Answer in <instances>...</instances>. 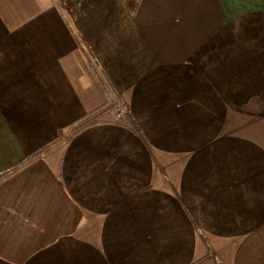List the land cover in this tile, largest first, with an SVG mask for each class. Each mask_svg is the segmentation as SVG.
<instances>
[{
    "label": "crops",
    "instance_id": "0c3cea01",
    "mask_svg": "<svg viewBox=\"0 0 264 264\" xmlns=\"http://www.w3.org/2000/svg\"><path fill=\"white\" fill-rule=\"evenodd\" d=\"M57 138L0 264H264V0H0V173Z\"/></svg>",
    "mask_w": 264,
    "mask_h": 264
},
{
    "label": "trees",
    "instance_id": "16d2710c",
    "mask_svg": "<svg viewBox=\"0 0 264 264\" xmlns=\"http://www.w3.org/2000/svg\"><path fill=\"white\" fill-rule=\"evenodd\" d=\"M113 107V103L110 101L109 103L103 104L97 108H95L94 110H92L90 113H88L87 115H85L84 117H82L80 120H78L75 124H73L72 126H70L68 131L74 130L76 128H78L81 125H84L85 123L95 119L96 117L100 116L101 114H103L104 112L108 111L110 108ZM132 124L134 125V123L132 122ZM63 142L62 138H57L55 140H53L52 142L46 144L45 146H43L42 148L38 149L37 151L29 154L22 162H20L19 164L13 166L12 168H9L3 172L0 173V179L7 176L8 174H10L12 171H14L16 168L20 167L21 165L39 157L44 155L45 153H47L48 151H50L51 149L57 147L58 145H60Z\"/></svg>",
    "mask_w": 264,
    "mask_h": 264
},
{
    "label": "rangeland",
    "instance_id": "374dc122",
    "mask_svg": "<svg viewBox=\"0 0 264 264\" xmlns=\"http://www.w3.org/2000/svg\"><path fill=\"white\" fill-rule=\"evenodd\" d=\"M119 108H123L122 106H120ZM241 167V166H240Z\"/></svg>",
    "mask_w": 264,
    "mask_h": 264
}]
</instances>
